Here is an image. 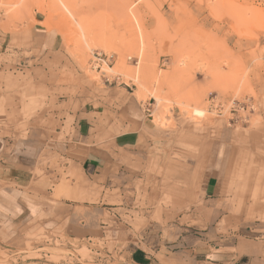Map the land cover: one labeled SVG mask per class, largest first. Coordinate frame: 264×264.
I'll use <instances>...</instances> for the list:
<instances>
[{
	"label": "rangeland",
	"instance_id": "obj_1",
	"mask_svg": "<svg viewBox=\"0 0 264 264\" xmlns=\"http://www.w3.org/2000/svg\"><path fill=\"white\" fill-rule=\"evenodd\" d=\"M65 2L68 9L60 0H0V139L34 145L35 175L50 167L40 187L53 198L97 205L88 193L104 189L88 181L71 161L79 153L64 145L80 111L130 98L146 111L148 150L124 181H114L105 203L138 231L149 221L178 222L212 242L264 229V0ZM36 30L53 43L41 44ZM103 38L115 48H105ZM94 52L112 56L101 71L92 68ZM144 65L140 87L126 72ZM10 98L13 117L1 111L10 112ZM217 145L226 147L227 167L258 153L245 197L237 188L216 202L203 196ZM95 250L108 253L105 241L40 233L25 250L0 246V264L91 263ZM117 251L115 264L129 263Z\"/></svg>",
	"mask_w": 264,
	"mask_h": 264
},
{
	"label": "crops",
	"instance_id": "obj_2",
	"mask_svg": "<svg viewBox=\"0 0 264 264\" xmlns=\"http://www.w3.org/2000/svg\"><path fill=\"white\" fill-rule=\"evenodd\" d=\"M34 37L41 44L53 43V37L43 31L36 30ZM7 102L10 112L4 107L1 111L13 117L17 104L11 98ZM111 103L80 111L64 145V149L71 147L79 153L71 160L78 170L90 183L104 189L88 193L89 199H98L95 206L53 198L50 189L40 187L50 177V167L44 169L42 177L35 175L34 145L27 143L25 147V143L20 148L18 143L0 139V246L20 251L36 234H68L73 240L105 241L108 253L122 249L128 254L127 264H264L262 225L250 235L220 236L211 242L187 233L191 232L186 228L189 225L178 222L164 226L149 221L138 231L133 222L119 216L118 209L104 202L111 199L114 181H124L131 166L143 161L148 150L149 128L143 106L130 98H122V102L113 99ZM258 136L256 133L254 138L259 140ZM212 150L210 173L202 188L206 201H218L223 191L228 197L235 188L245 197L254 183L258 153L246 154L240 164L237 159L234 167H227L226 147L217 145Z\"/></svg>",
	"mask_w": 264,
	"mask_h": 264
},
{
	"label": "built area",
	"instance_id": "obj_3",
	"mask_svg": "<svg viewBox=\"0 0 264 264\" xmlns=\"http://www.w3.org/2000/svg\"><path fill=\"white\" fill-rule=\"evenodd\" d=\"M111 60L112 56H107L106 54L101 52H94L91 65L94 70L101 71L104 66H108V64H110ZM239 106V103H237L236 105H234L232 110L234 112H237V110H239ZM213 109L218 113H222L224 107L221 103L214 102ZM94 252L96 253V256L92 259V262H86L84 264H115L114 254L107 253L101 250H95Z\"/></svg>",
	"mask_w": 264,
	"mask_h": 264
},
{
	"label": "bare ground",
	"instance_id": "obj_4",
	"mask_svg": "<svg viewBox=\"0 0 264 264\" xmlns=\"http://www.w3.org/2000/svg\"><path fill=\"white\" fill-rule=\"evenodd\" d=\"M61 1V3L68 9L69 8V6L66 4V2H65V0H60ZM91 40H93V39H91ZM100 42L105 46V48H107V49H114L115 47L111 44V43H109V41L108 40H106V39H101L100 40ZM143 44V43H142ZM141 47V46H140ZM145 48V47H144ZM140 49V48H139ZM138 49V50H139ZM145 50L144 49H141L140 50V55L142 56V58L145 56ZM148 67L149 66H145L144 65V67H142L141 69H137V70H129L128 72H126L127 73V75L129 76V78H132L133 79V81L137 84V85H140V87H144V84H145V79H146V76H147V72H148ZM156 99H157V101L160 103V102H162V100H163V97H161L160 95H156ZM195 112L197 113V114H202V111L201 110H198V109H196L195 110ZM252 161V160H251ZM246 162V161H245ZM244 162V163H245ZM248 163V162H247ZM250 163V162H249ZM243 166H245L246 167V165H243ZM234 167V166H233ZM252 169V168H251ZM243 173V172H242ZM247 174V173H246ZM247 179V178H246ZM244 181H245V179H244ZM235 184V183H234ZM238 185H239V183H238ZM243 185H245V184H243ZM243 187V186H242Z\"/></svg>",
	"mask_w": 264,
	"mask_h": 264
}]
</instances>
